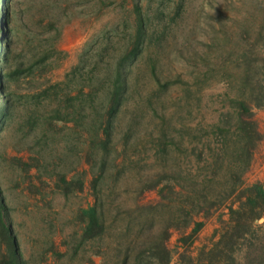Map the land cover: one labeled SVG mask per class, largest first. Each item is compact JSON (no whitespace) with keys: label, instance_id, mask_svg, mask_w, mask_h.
<instances>
[{"label":"trees","instance_id":"trees-1","mask_svg":"<svg viewBox=\"0 0 264 264\" xmlns=\"http://www.w3.org/2000/svg\"><path fill=\"white\" fill-rule=\"evenodd\" d=\"M197 1L0 0V264H264V180L244 184L241 176L263 139L256 119L257 109L264 108L263 1L257 21L234 31L215 59L217 66L220 58L234 61L238 70L229 82L225 109L217 121L204 116L190 127L211 141L215 168L227 164V158L235 168L229 171L232 183L224 197L233 199L228 217L218 216L217 238L191 251L218 203L201 197L188 183L194 176L172 161L179 149L188 151L186 124L179 142L170 132L159 135L161 167L135 183L138 194L155 191L158 204L126 209L106 199V175L116 160L123 113L131 99L158 98L172 82L164 79L160 58L170 37L178 35L185 50L200 56L211 47L205 27L217 0ZM108 10L120 12L118 21L96 33L63 78L54 79V70L68 55L61 46L65 26ZM147 76L155 83L148 92L147 84L141 85ZM146 105L136 102L132 112ZM190 150L198 160L208 159L204 148ZM7 166L16 175L14 187L5 185ZM86 190L92 200L76 209L75 228L60 243L52 239L37 253H26L16 227L19 195L26 197V208L41 211L52 207L56 195L70 198ZM180 196L190 201L182 202L157 231L148 223L132 233L131 226L119 228L110 219L130 210L148 214L143 212L172 206ZM174 230L182 247L176 258L167 243ZM80 255L83 261L77 262Z\"/></svg>","mask_w":264,"mask_h":264},{"label":"rangeland","instance_id":"rangeland-1","mask_svg":"<svg viewBox=\"0 0 264 264\" xmlns=\"http://www.w3.org/2000/svg\"><path fill=\"white\" fill-rule=\"evenodd\" d=\"M262 1L264 2V0H217L216 6L212 8L214 17L209 19L211 24H206L205 27V39L211 43V47L207 49V55L200 56L194 51L185 50L178 35L170 37L160 58L161 73L164 79H171L172 82L158 98L149 101L139 97L136 100L131 99V105L123 113V125L116 139L118 148L114 153L116 160L106 175V199L110 202H122L126 209H130L136 203L158 204L155 191L138 194L136 187L139 186L136 182L148 172L156 171L161 167L163 160L158 153L159 135L170 132L174 140L179 142L181 127L186 124L188 127L184 141L188 151L179 149L172 156V161L184 172L194 176L188 183L194 185L201 197L202 195L213 197L218 203L195 236L191 245L193 252L217 238L220 227L218 216L228 217L227 205L232 201L233 196L225 199L224 197L230 191L232 183L229 171L235 168L232 165L228 166L230 158H227V164L215 168L212 146L208 144L210 140L203 136V132H199L200 135L192 131L190 127H194L204 116L208 122L217 121L219 113L225 109L229 82L234 81L231 80L233 73L238 70L235 68L234 61L220 58L221 64L217 66L215 59L223 51V43L229 45L234 31H240L244 23L257 21L259 11L262 9ZM194 8L193 11H195ZM119 16L118 10H108L100 17L81 16L68 23L61 40V46L68 55L54 70V79H62L64 73L77 62L80 51L92 37L106 24L117 22ZM193 19L194 16L191 14L188 20L190 24L193 23ZM144 84H147V92L155 87V83L150 81L148 76L141 81V85ZM136 102L147 104L146 110L139 113L132 112L133 104ZM135 113L137 115L134 117ZM256 119L263 133V139L255 148L249 167L241 174L244 184L264 180V108L257 109ZM129 124L131 127H128ZM126 131L128 135L124 138ZM200 136L202 140H198ZM194 147L204 148L208 159L198 160L197 155L190 150ZM7 151L13 153L8 147ZM82 167L88 168L84 159H82ZM3 174L6 187H14L16 175L9 166L5 167ZM88 178H91V174ZM18 199L16 227L21 246L26 253L31 251L37 253L52 239L60 243L62 238L75 228V222L71 219L76 209L91 201L92 197L88 190L70 198L56 195L52 207L41 211L26 208L24 205L26 197L23 194L19 195ZM189 201L186 196H180L175 203L171 204L172 206H157L150 212H143L148 214L136 215L130 210L116 217L111 214L110 219H113L114 224L119 228L131 226L132 233H137L138 226L148 223H151L152 229L157 231L170 222L172 215L178 211V206L182 202ZM195 218L201 219V216L195 214ZM178 237L179 233L174 230L167 242L175 258L178 251L182 249ZM112 243L115 244V241ZM80 260L83 261L81 255L77 257V262Z\"/></svg>","mask_w":264,"mask_h":264},{"label":"water","instance_id":"water-1","mask_svg":"<svg viewBox=\"0 0 264 264\" xmlns=\"http://www.w3.org/2000/svg\"><path fill=\"white\" fill-rule=\"evenodd\" d=\"M261 221L263 220V219H260Z\"/></svg>","mask_w":264,"mask_h":264}]
</instances>
